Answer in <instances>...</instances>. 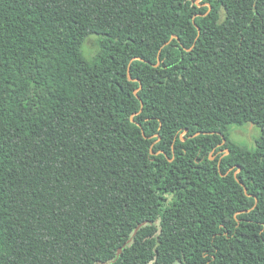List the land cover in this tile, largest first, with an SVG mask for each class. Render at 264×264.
Here are the masks:
<instances>
[{"label": "trees", "instance_id": "16d2710c", "mask_svg": "<svg viewBox=\"0 0 264 264\" xmlns=\"http://www.w3.org/2000/svg\"><path fill=\"white\" fill-rule=\"evenodd\" d=\"M0 264H264V0H0Z\"/></svg>", "mask_w": 264, "mask_h": 264}, {"label": "rangeland", "instance_id": "374dc122", "mask_svg": "<svg viewBox=\"0 0 264 264\" xmlns=\"http://www.w3.org/2000/svg\"><path fill=\"white\" fill-rule=\"evenodd\" d=\"M99 50L97 36H91L85 43L84 52L88 58H93ZM260 129L254 125H247L241 128L233 127V138L243 144L249 146L254 145L255 138L259 136Z\"/></svg>", "mask_w": 264, "mask_h": 264}]
</instances>
